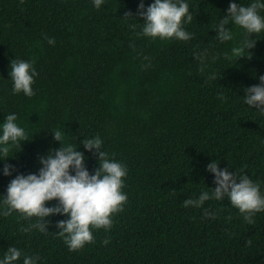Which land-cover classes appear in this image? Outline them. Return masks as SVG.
Returning <instances> with one entry per match:
<instances>
[{"label": "trees", "instance_id": "obj_1", "mask_svg": "<svg viewBox=\"0 0 264 264\" xmlns=\"http://www.w3.org/2000/svg\"><path fill=\"white\" fill-rule=\"evenodd\" d=\"M188 2L192 20L185 27L193 37L184 42L137 37L129 25L142 22L140 0H104L100 8L92 0H0V122L15 112L29 139L5 161L16 171L0 172V194L17 173L37 172L38 156L61 146L56 130L65 134L62 143H77L90 173L98 156L80 141L96 135L128 169L123 210L109 231L93 229V242L70 251L54 234L67 217H48V234L24 233L20 227L35 218L14 212L0 216V254L15 245L38 254L39 264H264V211L249 224L227 198L183 206L201 189L215 188L206 171L212 160L259 181L264 191V114L242 100L264 75V33L248 54L227 59L242 30L220 43L213 29L230 0ZM204 49L202 64L194 53ZM14 58L36 68L31 97L11 91ZM204 209L215 219H202Z\"/></svg>", "mask_w": 264, "mask_h": 264}, {"label": "clouds", "instance_id": "obj_2", "mask_svg": "<svg viewBox=\"0 0 264 264\" xmlns=\"http://www.w3.org/2000/svg\"><path fill=\"white\" fill-rule=\"evenodd\" d=\"M92 4L100 8L104 0H92ZM137 15L142 22L135 19L132 13L124 16L139 22L129 25L137 37L184 42L193 37V33L185 27L192 20L188 0H152L147 6L140 0ZM228 25L231 27H226ZM234 29L242 30V39L223 55L236 60L245 56L246 50L255 46L257 36L264 33V0H248L246 4L230 0L226 13L220 15L214 25L215 39L220 43L235 41ZM251 34H256V38L250 39ZM45 39L50 45L55 44L54 38L45 36ZM207 51L194 53L202 64L207 58ZM217 59V55L211 56L212 61ZM9 67L12 93L33 96L32 85L38 75L34 64L26 59L14 58ZM208 79L215 80L216 73L211 72ZM242 100L248 107L264 114V75L259 76L258 84L244 89ZM51 132L61 146L38 156L40 167L37 172L17 173L9 181L5 194H0V216L15 212L26 220L35 218L31 223L22 225L19 231L29 233L35 229L44 234L49 233L48 217L65 216L66 219L56 222L58 231L54 234L73 251L94 241L93 229H104L105 232L111 229L114 214L122 211L127 201L123 187L128 169L126 164L110 157L103 147L102 138L96 135L80 141L85 150L98 156V167L90 173L77 143H62L61 137L65 135L62 130ZM27 137L28 133L18 123L15 112L4 116L3 122H0V162L14 158V154L20 151L21 143L29 140ZM15 171V165L6 162L0 169L6 177L12 176ZM206 171L213 175L215 188L211 191L201 189L195 197L185 199L183 206L199 209L206 201L227 198L247 223H254L255 214L264 211L261 183L244 173L237 171L233 174L227 168H220L217 160L209 162ZM52 201L56 203L49 204ZM208 217L215 219L216 213L204 209L201 218ZM102 243L108 244L109 240L106 238ZM21 259L22 264H39L40 261L38 254L28 255L15 245H10L0 254V264H18Z\"/></svg>", "mask_w": 264, "mask_h": 264}]
</instances>
